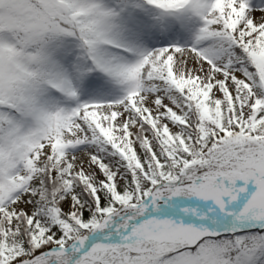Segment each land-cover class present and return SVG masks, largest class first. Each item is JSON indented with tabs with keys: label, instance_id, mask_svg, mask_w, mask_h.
<instances>
[{
	"label": "snow or ice",
	"instance_id": "snow-or-ice-1",
	"mask_svg": "<svg viewBox=\"0 0 264 264\" xmlns=\"http://www.w3.org/2000/svg\"><path fill=\"white\" fill-rule=\"evenodd\" d=\"M0 264H264V0H0Z\"/></svg>",
	"mask_w": 264,
	"mask_h": 264
}]
</instances>
